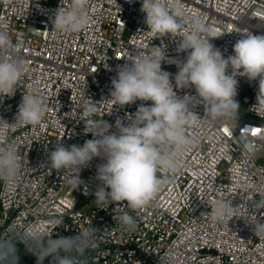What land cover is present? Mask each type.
<instances>
[{"label":"built area","instance_id":"built-area-1","mask_svg":"<svg viewBox=\"0 0 264 264\" xmlns=\"http://www.w3.org/2000/svg\"><path fill=\"white\" fill-rule=\"evenodd\" d=\"M67 2L62 0L65 6ZM182 3L204 20L209 29L205 38L222 34L210 42L225 58L234 55L242 31L264 35V0ZM59 7L60 0H0V29L8 32L27 66L15 94L0 102V118L14 123L22 96L30 91L46 103L39 124H18L10 133L9 143L17 147L22 169L13 190L0 181V235H10L13 226L22 231L35 224L56 239L79 235L91 226L96 232L85 252L87 264H264V239L250 224L264 221V208H254L264 196V105L253 110L259 80L236 77L235 100L245 104L238 119L211 120L203 103L193 109L201 116L200 124L186 133L196 143L185 153L178 172L157 173L161 190L146 207L132 210L120 202L99 209L94 202L102 186L98 165L106 161L96 157L83 167L79 173L83 183L74 189L68 183L69 170L49 165L50 152L58 143L82 146L94 138L84 130L85 101L95 102L97 111L91 119L106 120L112 125L110 132L117 131V119L127 124L128 114L140 104L151 105L137 100L112 107V101H106L118 66L127 62L126 53L145 54L152 46H166L169 59L182 61L187 52H177L181 37L155 38L148 32L140 0H89L90 23L78 33L53 30ZM161 66L172 74L177 95H196L194 86L175 88V63ZM218 199L235 207L231 220H212L211 205ZM124 213L136 221L134 231L118 221Z\"/></svg>","mask_w":264,"mask_h":264},{"label":"clouds","instance_id":"clouds-1","mask_svg":"<svg viewBox=\"0 0 264 264\" xmlns=\"http://www.w3.org/2000/svg\"><path fill=\"white\" fill-rule=\"evenodd\" d=\"M140 2L141 11L146 14L144 22L148 32L155 38L168 34L173 38L181 37L177 52H187L185 59H169L166 46H152L145 54L126 53L127 62L118 66L110 99L106 101L111 100L112 107H123L137 100L151 101V105L140 104L134 114H128L127 124L117 119V131L110 132L112 125L106 120L91 119L97 111L95 102L85 101L84 130L94 138L82 146L65 147L58 143L48 158L51 168L71 172L68 183L74 189L83 183L79 175L83 167L96 157L106 161L98 165L97 179L102 186L95 192L94 202L99 209L127 202L130 209L138 210L155 198L162 186L157 173L178 172L185 153L196 143L194 137L187 135L186 129L199 126L201 116L193 109L200 103L211 120L238 119L237 76L247 77L249 81L259 80L257 104L253 110L256 112L264 105V35L242 31V38L233 46L234 55L225 58L210 42L222 34L205 38L203 33L209 29L204 20L190 14L182 0ZM88 7L89 0H68L66 6L60 0L52 20L53 30L78 33L86 29L90 23ZM162 62L176 64V89L194 86L196 95H177L170 79L172 74L162 69ZM26 67L8 32L0 29V102L5 96L15 94ZM45 112V100L30 91L23 94L14 123L0 118V181L7 190L17 187L22 169L17 147L9 143L10 133L18 124H39ZM254 208H264V196ZM234 209L232 203L218 199L211 205V218L218 223L229 221L234 217ZM117 219L127 230H135L136 221L131 215L124 213ZM250 224L254 234L264 239V221ZM95 232L96 229L90 226L79 235L53 239L43 226L33 224L22 231L10 227V235H0V264H20L18 242L36 257V264H44L46 259L51 264H87L84 256L94 243Z\"/></svg>","mask_w":264,"mask_h":264},{"label":"trees","instance_id":"trees-1","mask_svg":"<svg viewBox=\"0 0 264 264\" xmlns=\"http://www.w3.org/2000/svg\"><path fill=\"white\" fill-rule=\"evenodd\" d=\"M16 248L20 258V264H36L34 256L30 254L22 244L17 243Z\"/></svg>","mask_w":264,"mask_h":264},{"label":"rangeland","instance_id":"rangeland-1","mask_svg":"<svg viewBox=\"0 0 264 264\" xmlns=\"http://www.w3.org/2000/svg\"><path fill=\"white\" fill-rule=\"evenodd\" d=\"M238 103H239V113L238 114H244L245 104L242 102H238Z\"/></svg>","mask_w":264,"mask_h":264}]
</instances>
